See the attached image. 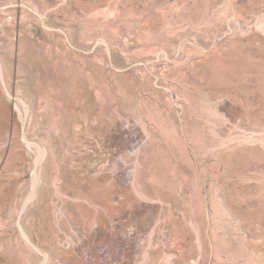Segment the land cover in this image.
<instances>
[{
    "label": "rangeland",
    "instance_id": "rangeland-1",
    "mask_svg": "<svg viewBox=\"0 0 264 264\" xmlns=\"http://www.w3.org/2000/svg\"><path fill=\"white\" fill-rule=\"evenodd\" d=\"M0 264H264V0H0Z\"/></svg>",
    "mask_w": 264,
    "mask_h": 264
}]
</instances>
